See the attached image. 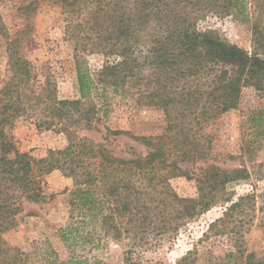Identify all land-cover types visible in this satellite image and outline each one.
<instances>
[{
    "label": "trees",
    "instance_id": "obj_1",
    "mask_svg": "<svg viewBox=\"0 0 264 264\" xmlns=\"http://www.w3.org/2000/svg\"><path fill=\"white\" fill-rule=\"evenodd\" d=\"M25 1L21 8L33 10L41 0ZM42 1L78 12L79 20L69 29L75 39L79 97L59 99L49 83L35 89L30 62L19 55L16 40L9 43L12 75L6 81L0 77V264H97L75 254L61 261L53 250L14 247L4 238L19 225L27 203L54 196L48 194L46 180L54 171L73 180L71 201L78 221L61 230L69 247L79 240L94 243L86 228L95 225L104 236L129 238L124 264H141L134 252L147 240L175 235L222 203L227 204L223 216L209 229L220 224L216 234L232 240L223 263L264 264V256L246 248L242 231L244 222L264 210L258 204L264 192L254 184L252 191L234 198L231 190L237 183L264 181V164L254 160L258 150L250 142L240 148L239 165L219 164L215 131L209 128L239 106L245 87L264 91V57L258 48L250 52L200 26L211 15L253 20L258 47L264 49V1ZM2 2L0 38L7 36ZM87 52L103 60L98 69L89 68ZM109 90L129 95L138 106L163 110L167 127L161 134L133 135L146 147L145 153L132 149L131 158L125 159L105 144L79 136V128H97L99 109L93 101L106 99ZM34 105L41 111L38 128H55L67 136L65 147L50 149L40 159L20 151L9 133ZM250 120L254 127L264 126V110ZM177 176L193 181L196 195H178L171 185ZM192 255L189 252V260Z\"/></svg>",
    "mask_w": 264,
    "mask_h": 264
},
{
    "label": "rangeland",
    "instance_id": "obj_2",
    "mask_svg": "<svg viewBox=\"0 0 264 264\" xmlns=\"http://www.w3.org/2000/svg\"><path fill=\"white\" fill-rule=\"evenodd\" d=\"M24 2L3 0L1 3L7 36L0 38V77L6 81L12 75L8 46L16 40L19 55L30 62L35 89L49 83V88L59 99L78 98L75 39L70 34L72 29H69L72 21L79 20L78 12H71L56 2L42 0L35 9L25 10L21 8ZM253 22L232 16L211 15L200 26L215 30L221 38L250 52L258 48L264 57V49L258 47ZM85 56L91 70L98 69L103 62L97 54L87 52ZM106 95V99L99 96L93 101L99 109L97 128H79V136L103 143L114 155L125 159L131 158L128 151L132 149L145 153L146 147L133 135L161 134L167 127L163 110L153 106H138L129 95L115 94L111 90ZM261 110H264V91L247 86L239 106L210 125L209 128L214 129L216 135L215 156L219 164L227 167L239 165L240 159L237 156L245 142L255 144L258 151L254 160L264 164V126L254 127L255 123L250 120L251 116ZM28 112L15 122L9 132L20 151L40 159L47 156L50 149L67 145L66 134L55 128L47 130L37 127L40 108L30 106ZM108 130L122 131V134H109ZM182 165L189 168V164ZM46 180L47 192L54 196L39 203H27L19 225L4 235L7 243L14 247L25 248L31 245L53 250L61 261H67L75 254L86 256L90 262L97 264H124L131 240H115L104 236L100 228L94 230L95 225L86 228L90 240H95L94 243L79 240L78 245L73 247L65 243L61 230L71 223L76 225L78 221V213L74 211L71 201L73 180L60 171L49 174ZM254 184H257L259 191L264 192V181H246L231 186L234 198L252 191ZM171 185L182 197H191L197 193L195 183L184 176L172 178ZM258 204L259 207L264 206L263 199L260 198ZM225 206L227 204L222 203L214 206L181 227L175 235H160L156 239L147 240L145 245L137 248L134 257L140 258L141 264H189V261L191 264H225L222 258L231 247L232 240L228 235L216 234L222 228L220 224L214 230L209 229L211 223L223 216ZM243 226L246 248L258 256H264V210H258L253 220L244 222ZM189 252H193L190 260Z\"/></svg>",
    "mask_w": 264,
    "mask_h": 264
}]
</instances>
